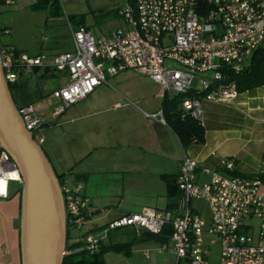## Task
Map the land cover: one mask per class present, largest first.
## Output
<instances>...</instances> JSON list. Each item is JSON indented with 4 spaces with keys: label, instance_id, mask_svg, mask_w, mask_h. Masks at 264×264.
<instances>
[{
    "label": "built area",
    "instance_id": "1",
    "mask_svg": "<svg viewBox=\"0 0 264 264\" xmlns=\"http://www.w3.org/2000/svg\"><path fill=\"white\" fill-rule=\"evenodd\" d=\"M13 3L4 0L5 5ZM118 14L128 28L103 37L85 26L70 25L72 49L53 55L49 64L66 71L69 78L51 94L61 101L56 116L109 77L131 69L157 82L163 96H178L183 112L202 123V100L231 102L238 92L227 73L241 71L247 59L264 46V0H125ZM0 56L8 85L17 83L23 72L47 65L44 55H30L1 42ZM196 77L197 88L193 86ZM18 112L39 142L43 121L33 105H18ZM148 116L165 122L162 108ZM235 172V157H222L218 167L211 168L186 153L176 175L179 211L142 207L120 215L99 234L82 233L77 238L80 245L74 250L66 247L64 254L94 253L101 238L116 229L159 234L169 225L171 244L166 250L186 264H212L210 246L216 243L220 247L216 264H264V169L252 177ZM20 179L8 153L0 150V198L8 197L10 181ZM82 191L81 184L62 185L71 230L84 228L97 211ZM194 199L207 203V219L190 205Z\"/></svg>",
    "mask_w": 264,
    "mask_h": 264
},
{
    "label": "crops",
    "instance_id": "2",
    "mask_svg": "<svg viewBox=\"0 0 264 264\" xmlns=\"http://www.w3.org/2000/svg\"><path fill=\"white\" fill-rule=\"evenodd\" d=\"M36 2L14 0L0 6V31L7 35L1 43L30 55L45 56L47 65L23 72L13 90L17 105L31 103L33 107L34 99L44 94L39 79L57 73L49 65L51 57L71 50L73 45L71 37L70 46L57 48V32L46 27L47 11L41 20L45 10L35 7ZM114 13L119 15L118 9ZM69 25L91 31L84 18ZM116 29L94 35L103 37ZM66 74L65 82L51 90L56 105L48 118L37 115L43 121L39 143L61 184L69 188L83 185L82 194L97 208L84 228L70 230V245H80L77 238L82 233L99 234L110 220L142 207L169 210L166 179L176 178L186 153L211 168H217L222 157H235L236 173L248 177L264 169V85L238 92L231 102L202 100L204 141L184 147L166 122L148 116L162 108L164 97L150 77L120 71L86 97L85 107L64 110L56 116L61 101L51 94L69 82ZM174 96L167 94L169 99ZM21 186V179L10 181L8 197L0 198V264H21L19 231L12 224L20 214ZM170 244V236L167 242H161L145 230L120 228L102 237L100 246L104 248L105 264H186L166 250Z\"/></svg>",
    "mask_w": 264,
    "mask_h": 264
},
{
    "label": "water",
    "instance_id": "3",
    "mask_svg": "<svg viewBox=\"0 0 264 264\" xmlns=\"http://www.w3.org/2000/svg\"><path fill=\"white\" fill-rule=\"evenodd\" d=\"M0 150L21 178L19 231L21 264H62L68 226L59 175L42 145L28 131L3 74L0 56Z\"/></svg>",
    "mask_w": 264,
    "mask_h": 264
},
{
    "label": "rangeland",
    "instance_id": "4",
    "mask_svg": "<svg viewBox=\"0 0 264 264\" xmlns=\"http://www.w3.org/2000/svg\"><path fill=\"white\" fill-rule=\"evenodd\" d=\"M124 7L125 0H50L47 5L40 8L45 10V13L43 12L40 17L41 20H44L47 11L48 22L46 23V27L55 28L58 39V42L56 44L57 48L66 49L68 46H70V39L72 37L69 29V23L74 24L83 18L95 35L103 34L108 30L115 29L116 27H122V29L126 30L128 27L125 26L124 18L122 16L115 15L114 13L115 9L120 10ZM6 38L7 35L3 34V32H0V42L4 43L6 41ZM249 62L250 57L247 59L246 64ZM56 71L57 73L51 78L42 80L39 79L40 84L38 85L40 86V89L43 90L44 94L40 96V98L34 99L33 101L37 114H44L46 115L45 118H48L49 112H51L53 107L56 105L55 100L50 97L51 90L59 84L65 82V78L63 77H65V73L67 72L59 70ZM127 71L132 72L133 70L127 69ZM34 84H36V82H34ZM154 85L157 89L161 88L157 82H155ZM193 86L196 88L198 87L197 77L193 81ZM168 95H171V93H168ZM87 100V98L81 99L68 106L65 111L74 108L81 109L82 107H85L87 105ZM44 109H46L45 112H43ZM57 121H59V118L55 120V122ZM190 205L192 207L198 208L199 212L205 219L209 217V209L205 201L194 199L190 202ZM179 207L181 208V204ZM210 252V261L212 264H216L219 261L220 255L219 244L216 243L211 245Z\"/></svg>",
    "mask_w": 264,
    "mask_h": 264
},
{
    "label": "trees",
    "instance_id": "5",
    "mask_svg": "<svg viewBox=\"0 0 264 264\" xmlns=\"http://www.w3.org/2000/svg\"><path fill=\"white\" fill-rule=\"evenodd\" d=\"M52 1V0H51ZM54 1V0H53ZM50 0H37L35 7L42 8L47 5ZM4 4V0H0V5ZM3 29L0 27V30ZM230 81L234 82L237 92H243L254 87L264 85V46L258 48L250 57V62L247 63L239 72H228ZM17 83L10 84L9 88L13 93ZM162 109L164 112L165 122L176 132L182 145L189 146L191 143H202L204 141V127L202 123L198 122L188 113H184L180 107V98L174 96L167 98L163 97ZM236 173V172H235ZM168 182V196H169V210H180L181 192L176 185V178L166 179ZM21 189L19 190L20 194ZM68 227V238H69ZM151 236L161 242H167L171 234V227L166 225L163 231L159 234H152ZM79 246V243L68 244L67 248L71 247L73 250ZM113 247V246H109ZM104 248L99 247L94 253H88L85 250L72 251L64 255L62 264H105L104 262Z\"/></svg>",
    "mask_w": 264,
    "mask_h": 264
},
{
    "label": "bare ground",
    "instance_id": "6",
    "mask_svg": "<svg viewBox=\"0 0 264 264\" xmlns=\"http://www.w3.org/2000/svg\"><path fill=\"white\" fill-rule=\"evenodd\" d=\"M14 175H17V173L15 172Z\"/></svg>",
    "mask_w": 264,
    "mask_h": 264
}]
</instances>
